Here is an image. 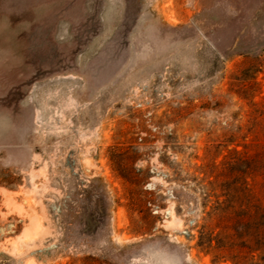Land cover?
Returning a JSON list of instances; mask_svg holds the SVG:
<instances>
[{
  "label": "rangeland",
  "instance_id": "1",
  "mask_svg": "<svg viewBox=\"0 0 264 264\" xmlns=\"http://www.w3.org/2000/svg\"><path fill=\"white\" fill-rule=\"evenodd\" d=\"M0 264H264V0H0Z\"/></svg>",
  "mask_w": 264,
  "mask_h": 264
}]
</instances>
